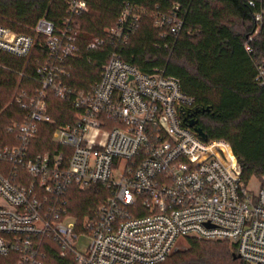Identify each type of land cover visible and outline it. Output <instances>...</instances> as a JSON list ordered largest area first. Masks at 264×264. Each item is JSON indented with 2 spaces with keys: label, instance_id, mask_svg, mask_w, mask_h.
I'll return each instance as SVG.
<instances>
[{
  "label": "built area",
  "instance_id": "obj_1",
  "mask_svg": "<svg viewBox=\"0 0 264 264\" xmlns=\"http://www.w3.org/2000/svg\"><path fill=\"white\" fill-rule=\"evenodd\" d=\"M86 11L87 0H71L61 28L41 18L32 36L0 26V54L29 59L36 45L44 52L28 77L36 87L13 95L23 119L6 128L0 145V264H56L55 257L59 264H160L189 239L227 243L244 263L264 264V188L242 183L226 141H203L187 127L180 109H194V99L175 77L142 73L117 53L142 8L126 4L115 25L87 44V51L113 46L98 80L85 91L67 84L79 57L69 22ZM263 19L260 0L254 34ZM152 20L162 37L183 28L178 6ZM49 95L72 113L65 123L55 126ZM91 186L107 197L79 223L67 194ZM82 238L88 244L79 250Z\"/></svg>",
  "mask_w": 264,
  "mask_h": 264
},
{
  "label": "trees",
  "instance_id": "obj_2",
  "mask_svg": "<svg viewBox=\"0 0 264 264\" xmlns=\"http://www.w3.org/2000/svg\"><path fill=\"white\" fill-rule=\"evenodd\" d=\"M69 1L0 0V26L32 36L36 22L46 18L61 28L69 18ZM249 1L256 3L255 8L248 6ZM126 4L145 12L128 43L117 49L121 60L142 73L158 69L175 77L182 91L194 99L195 108L208 109L194 116L197 125L209 140L229 144L242 183L255 179L264 188V77H259L260 70L264 71V19L258 33H253L260 0H87V11L73 15L69 22L79 48V57L71 61L69 86L85 91L98 80L113 46L95 51H87L86 46L115 25ZM175 6L183 19L182 31L177 37L167 33L162 37L153 27L152 16ZM43 59L44 52L37 45L29 59L0 54V145L9 138L6 128L24 116L13 93L36 87L28 77ZM47 107L55 126L72 116L53 95L48 96ZM53 129L49 126L41 134L42 144H50ZM106 197V190L99 186L72 187L67 194L69 215L81 223ZM187 243L188 250L173 253L160 264H246L232 259L235 249L230 244L193 239ZM58 261L55 257L54 262Z\"/></svg>",
  "mask_w": 264,
  "mask_h": 264
},
{
  "label": "water",
  "instance_id": "obj_3",
  "mask_svg": "<svg viewBox=\"0 0 264 264\" xmlns=\"http://www.w3.org/2000/svg\"><path fill=\"white\" fill-rule=\"evenodd\" d=\"M207 111L208 109H197V108H194L191 111H185L183 109H180V112L183 114V121L185 122L187 127L192 129L197 134V136H199L203 141L207 139V136L203 133V131L197 125V121L194 119V116L198 113H203ZM232 259L237 260L239 259V257L233 254Z\"/></svg>",
  "mask_w": 264,
  "mask_h": 264
},
{
  "label": "rangeland",
  "instance_id": "obj_4",
  "mask_svg": "<svg viewBox=\"0 0 264 264\" xmlns=\"http://www.w3.org/2000/svg\"><path fill=\"white\" fill-rule=\"evenodd\" d=\"M28 63H26V61H25V66L27 65ZM19 77H20V73H19ZM16 91V90H15ZM15 93V92H14ZM14 93H13V95H14ZM13 97V96H12ZM257 186H258V184H257V182L256 181H254V180H252L251 182H249L248 183V187L250 188V189H252V190H255L256 188H257ZM188 241V240H187ZM187 241H179L178 243H177V245L175 246V248H174V251H173V253H175V252H185L186 250H188L189 249V246H188V243H187ZM88 244V240L87 239H85V238H82V239H80V243H79V247H78V249L79 250H83L85 247H86V245ZM172 253V254H173Z\"/></svg>",
  "mask_w": 264,
  "mask_h": 264
},
{
  "label": "crops",
  "instance_id": "obj_5",
  "mask_svg": "<svg viewBox=\"0 0 264 264\" xmlns=\"http://www.w3.org/2000/svg\"><path fill=\"white\" fill-rule=\"evenodd\" d=\"M252 180H254V181L257 182V184H258L257 188H258V187L260 186L259 182H258L257 180H255V179H252ZM252 180H250L249 182H251ZM249 182H248V183H249ZM263 183H264V177H263ZM257 188H256V189H257ZM256 189H255V190H256Z\"/></svg>",
  "mask_w": 264,
  "mask_h": 264
},
{
  "label": "flooded vegetation",
  "instance_id": "obj_6",
  "mask_svg": "<svg viewBox=\"0 0 264 264\" xmlns=\"http://www.w3.org/2000/svg\"><path fill=\"white\" fill-rule=\"evenodd\" d=\"M195 119V118H194Z\"/></svg>",
  "mask_w": 264,
  "mask_h": 264
}]
</instances>
